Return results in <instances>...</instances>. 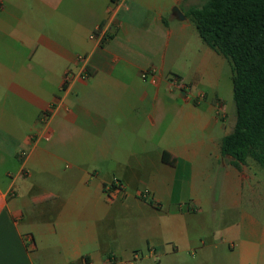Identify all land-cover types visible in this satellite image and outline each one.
I'll use <instances>...</instances> for the list:
<instances>
[{"label":"crops","instance_id":"crops-1","mask_svg":"<svg viewBox=\"0 0 264 264\" xmlns=\"http://www.w3.org/2000/svg\"><path fill=\"white\" fill-rule=\"evenodd\" d=\"M199 1L0 0V264H264Z\"/></svg>","mask_w":264,"mask_h":264},{"label":"trees","instance_id":"trees-1","mask_svg":"<svg viewBox=\"0 0 264 264\" xmlns=\"http://www.w3.org/2000/svg\"><path fill=\"white\" fill-rule=\"evenodd\" d=\"M201 39L232 61L236 123L222 138V156L238 169L264 168V0H206L186 10Z\"/></svg>","mask_w":264,"mask_h":264},{"label":"rangeland","instance_id":"rangeland-1","mask_svg":"<svg viewBox=\"0 0 264 264\" xmlns=\"http://www.w3.org/2000/svg\"><path fill=\"white\" fill-rule=\"evenodd\" d=\"M206 0H200L198 3L203 4ZM204 43V42H202ZM208 48L207 54V62H212L214 64L215 69L217 70L218 74L221 75L222 81L221 85H219V93L222 98L226 101L225 110L220 111L221 115L218 113L222 121H225V126L221 125L218 129H223L221 131V135L225 132L224 130L233 129L236 123V105L233 98V83H232V61L230 58L225 57L224 55L218 53L211 47H209L206 43L204 44ZM210 53H215V55H211ZM222 126V127H221ZM225 163H228V158L224 157ZM244 171L254 173L257 177H260L261 184L264 183V168L259 166L256 162L252 159H248V162L244 166ZM245 173V172H244ZM210 185L212 186L211 190L220 192L224 190L223 185H225V178H224V168L220 167H213L211 172ZM262 188V185L259 187ZM249 208L252 210V213L257 217L260 218L262 222H264V194L262 197H256L253 209L251 206ZM235 218V215L232 214V219Z\"/></svg>","mask_w":264,"mask_h":264},{"label":"built area","instance_id":"built-area-1","mask_svg":"<svg viewBox=\"0 0 264 264\" xmlns=\"http://www.w3.org/2000/svg\"><path fill=\"white\" fill-rule=\"evenodd\" d=\"M99 30H101V29H98V31ZM80 59L83 60L84 57H80ZM149 72H150L149 70L144 71L142 73V76L144 78H146L147 75L149 74ZM69 77L70 76H69V73H68L67 79H69ZM198 96L203 97V94H199ZM42 118L43 119L48 118V112L47 111L43 113ZM104 191H105L106 196L110 200H116L117 198L120 197V195H123L125 193L124 184H123V182L121 181V179L119 177L114 176L111 181H109L108 183H106L104 185ZM139 257H140V254L138 252H134L133 253V259L128 260V261L124 262L123 264H135V261Z\"/></svg>","mask_w":264,"mask_h":264},{"label":"water","instance_id":"water-1","mask_svg":"<svg viewBox=\"0 0 264 264\" xmlns=\"http://www.w3.org/2000/svg\"><path fill=\"white\" fill-rule=\"evenodd\" d=\"M174 14L176 15V17L180 20L185 19L186 16L184 15V13L180 10V8L178 6H176L174 8ZM232 158V156H230Z\"/></svg>","mask_w":264,"mask_h":264}]
</instances>
